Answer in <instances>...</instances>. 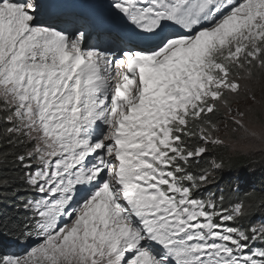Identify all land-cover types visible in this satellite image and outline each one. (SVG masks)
<instances>
[{
  "label": "rangeland",
  "instance_id": "1",
  "mask_svg": "<svg viewBox=\"0 0 264 264\" xmlns=\"http://www.w3.org/2000/svg\"><path fill=\"white\" fill-rule=\"evenodd\" d=\"M40 1L6 0L0 3V111H10V118H15L21 124L34 143L31 154L36 155L38 168L33 173L32 181L42 196L40 200L32 202L36 223L28 241L38 236L30 242H34L31 246L25 245L22 252L8 256L6 264H189L187 253L180 251L182 248L190 252V261L194 264H227L217 259L213 252L216 239L209 240L202 236L200 241L192 245L182 243L184 240L190 241L188 239L191 236H194L192 240L199 238V233L205 229H216L213 231L217 235L233 242L235 230L228 225L216 228L218 225L214 214L207 210L205 202L200 200L194 203L189 199L188 189H178L173 184H170L171 189L177 192L183 204L184 215L178 212L177 218L184 223L185 216L189 229L196 234L184 229H171L173 218L163 209L164 201L148 191L149 187L156 189V183L147 184L148 180L157 181L158 176V172L150 168L152 156L148 154L157 151L152 127L162 129L163 117L172 119L181 113L187 114V107L197 108V101H202V98L204 104L209 103L207 111L211 112L217 107L223 112V119L212 129L213 134L210 131H206L205 136L201 134L204 147L190 158L199 157L206 148L214 151L223 146L241 147L246 144L245 138L247 141L255 139L264 149V0H177L175 4L169 2L176 0H165L166 5H169L163 6V16L159 17L156 15H161V8L156 6L157 0H143L148 3V12L155 14L148 19L142 10L139 17L143 21L150 20V24L156 27L157 32L152 35H165L166 50L158 58L170 53V59H174L159 68L157 82H170L176 78V71L180 67L189 65L193 70H198L195 99L189 101L186 109L180 108L179 112L172 114L174 106L168 100L140 94V98L150 103V106H135L140 111H133L137 119L133 125L122 122L120 117L116 120L113 109L102 118L110 125L116 120L112 131L115 130L122 138L116 136L114 140V134L102 135L104 130L110 129L109 124L105 123L100 129L101 123L97 120L95 131L99 133L100 139L93 143L87 142L92 137L91 128L94 127L91 119H74L82 113L81 109L75 107L69 110V119L63 115L66 109L85 101H82L83 97L80 101V97L69 86L73 69L65 65L67 60L57 58L52 52L27 57L43 50V45L35 41H23L17 50L16 37L22 41L23 37L44 32L34 13V7L38 8ZM132 1L135 4L139 0ZM214 2L217 3L212 4ZM129 6L127 0L117 3V8L121 10ZM19 20L22 22L16 26H8ZM75 31L82 44L88 35V27L82 22L76 28L73 27L69 35ZM188 31L192 35L180 41L179 33ZM183 41L187 46L182 45ZM77 49L83 51L78 46ZM120 50L118 45L111 47V53L118 52L120 55ZM129 52L123 64L118 62L117 55L114 72H119L118 75L125 76V70L132 64V75L136 76L139 71V64L134 62V55ZM77 53H80V57H70L76 63L86 60L89 55L96 56L94 51H90L89 55L73 52L75 55ZM83 56H86L85 59ZM218 59L219 64L215 62ZM175 60L177 63L173 64ZM210 71L215 74H210ZM112 78L115 79L116 75ZM155 106L157 113L152 117L150 110ZM33 111H37L35 116ZM126 113L129 115V111ZM124 114L121 113L122 116ZM183 120L177 119V124ZM84 123L86 126H83ZM74 132L79 138L70 143L68 139ZM237 138L240 140H235ZM172 142L168 140L163 145L165 153H171ZM74 143L78 144L76 149L72 145ZM89 145L93 146L92 153L89 152ZM99 152L101 155H97ZM87 155L89 158L85 159ZM157 158L159 155L156 154L154 159ZM160 159V166L164 168L167 159L163 156ZM182 159L185 160V157ZM92 161L94 164L87 166L85 171L84 165ZM120 165L131 168L128 175L136 170L130 180L126 181L129 169L124 172L122 166L119 170ZM141 165L144 168L139 170ZM102 173V181L90 189L94 199L87 197L79 201L82 203L80 209L78 205L71 207L70 212L66 210L70 198V177L75 174L76 177L95 183ZM111 183L117 186L113 188L117 210L111 207L113 200L107 193V185ZM142 202L143 210L140 206ZM157 209L158 219L154 220L152 214ZM119 212L125 221L119 217ZM63 217L69 221H64ZM148 233L154 234V237ZM184 234H188V237L179 238ZM239 245L237 256L245 251L247 258L251 253L264 257V252L255 244L251 247ZM220 246L219 254L223 250ZM230 248V245L225 247L230 258L229 264H264L257 259L259 263L236 262L235 250H232L235 246Z\"/></svg>",
  "mask_w": 264,
  "mask_h": 264
},
{
  "label": "trees",
  "instance_id": "2",
  "mask_svg": "<svg viewBox=\"0 0 264 264\" xmlns=\"http://www.w3.org/2000/svg\"><path fill=\"white\" fill-rule=\"evenodd\" d=\"M208 104L202 98L197 108L187 107V114L167 121L170 123L161 134L169 132L173 145L171 153L162 151L161 155L167 159L164 188L171 190V183L188 189L189 199L203 200L217 225L230 226L243 243L264 250V149L255 139L245 138L241 147L206 148L199 157L190 158L204 147L201 134H213L212 129L223 119L221 109L208 112ZM9 112L0 111V264H6L8 256L16 255L31 238L36 223L32 202L39 195L32 181L37 168V157L31 154L34 143ZM179 118L184 120L177 124Z\"/></svg>",
  "mask_w": 264,
  "mask_h": 264
},
{
  "label": "bare ground",
  "instance_id": "3",
  "mask_svg": "<svg viewBox=\"0 0 264 264\" xmlns=\"http://www.w3.org/2000/svg\"><path fill=\"white\" fill-rule=\"evenodd\" d=\"M236 1H238V0H236ZM229 7H232V5H230ZM205 25L210 26L211 23H205ZM191 31H193V30H191ZM154 32H157V30L155 28H151V29H146V30H140L139 33L136 34L144 42H147V44H145V45L148 48V51L151 53L150 59L148 61V65L146 63L145 67H142L141 68L143 71L145 70V68H147V66L150 69H154L159 63L164 62L167 59H170V53L164 55L160 59L158 58V55L159 54H162V52L166 50V47H164V43H165V37L164 36L160 40V42H161L160 44H156V43L150 44V42L148 43V39H149L150 35H152ZM173 32H175V31H173ZM190 35H192V32L188 31V32H184V33H179L178 36H179L180 41H182L184 38H187ZM180 43H182V42H180ZM182 45L183 46H187V43H185V41H183ZM83 53L89 55L90 54V51L83 52ZM146 53H147V51H146ZM71 54H72L73 58L74 57H80V53H77L75 55V54H73V52H71ZM84 57H86V56H83V59H85ZM89 58H94V56L93 55H89L87 59H89ZM76 59H78V58H76ZM76 64L77 63L74 60H67V61H65V65L66 66H70L72 69L74 68V66ZM114 69H115V67H113V66H112L111 69H107V72L109 73L110 80H111L110 97H111V99H114L115 98L117 101L121 102V104L115 106L114 110L112 111V114L114 115V117H115L116 120H117L118 117H120L122 119V122H127V123H130V124L133 125V123H134L133 121H135V119H129L128 114L126 113V111H127V106L126 105L127 104H131L132 106H137L138 105V103H133V102L135 100L136 91L139 89V85L138 84H135L134 83V80L132 78H129L128 77V75H127L128 72L126 70H125L126 71V75L125 76H121V75H118L119 72H114ZM114 75H116V78L115 79L112 78ZM146 75H147L148 81L150 82V75L148 73H146ZM123 80H126L127 81V86L126 87H123L121 85V82ZM79 97H80V101H81V97H83L82 98V101L85 100L84 102H81V104L83 106H85L86 108H89V106H90V94L89 93H86V94L80 95ZM109 111H111V110H109ZM122 112H125L124 116L121 115ZM116 120H115V123H117ZM113 125H110L109 124V128L110 129L109 130H104V134L103 135H106L107 134V135L111 136V134H114V136L112 137V139L115 140V137L116 136L120 137V139H121L122 137L119 136V135H117L116 132H115V130L112 131V126ZM130 172H131V168L127 171L126 175L130 174ZM114 186L117 187L115 185V183L108 184L109 191L107 192V193H110L109 196L113 200V203H112L113 205L111 206L112 208H114V200H115V197H114V194H113V188H114Z\"/></svg>",
  "mask_w": 264,
  "mask_h": 264
}]
</instances>
